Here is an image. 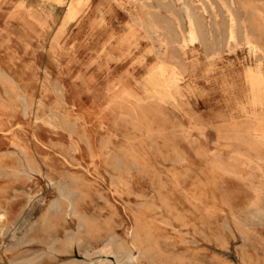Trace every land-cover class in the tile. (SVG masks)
<instances>
[{
  "label": "rangeland",
  "instance_id": "1",
  "mask_svg": "<svg viewBox=\"0 0 264 264\" xmlns=\"http://www.w3.org/2000/svg\"><path fill=\"white\" fill-rule=\"evenodd\" d=\"M187 1L162 76L136 0H0V264H264V0Z\"/></svg>",
  "mask_w": 264,
  "mask_h": 264
},
{
  "label": "bare ground",
  "instance_id": "2",
  "mask_svg": "<svg viewBox=\"0 0 264 264\" xmlns=\"http://www.w3.org/2000/svg\"><path fill=\"white\" fill-rule=\"evenodd\" d=\"M78 1H81V0H78ZM163 1H165V0H163ZM181 1H182V8H181L179 13L172 11V9L168 8V6H167L166 12L170 11V13H172L174 15V16L170 17L167 13L163 12L161 9L160 10H152L151 5L149 3H147L145 0H136V4L140 2L141 6L146 9L145 11L143 10L144 14L138 17L139 21L143 22L146 29L152 35L162 34L163 36H165L166 40L170 46V51L173 55L172 58L170 57L171 60H169L166 63L163 60L164 56L163 57L160 56V59L162 60V62L159 65V69H160V74L162 76L167 75L168 71H169V67L173 66V60L176 59L177 52L179 51V46L182 42H187V44H188V42L194 43V42L199 40V41H202V43L200 45H203V42H206L205 40H208L209 46H207V47L209 49L219 48V47H217V42H216V37H215L216 29L214 27H212L209 23L207 24L205 19L202 18L196 12L194 7H192L187 0H181ZM230 3H232V1ZM232 6L234 8V5H232ZM160 8H161V5H160ZM176 10H177V8H176ZM227 17H228L227 18V25L224 29L227 33V36L232 40L233 38L236 37V29L234 27L235 16L232 12L227 10ZM154 72H153V74H154ZM160 74H157V75L160 76ZM155 80H156V78H155ZM159 82H160V80H159ZM165 87H166V85H165ZM165 89H167V87ZM27 109L28 108L26 107L25 112H27ZM70 186H71V184L69 185L67 182L57 183L58 199H57L56 203L53 205L54 207L56 206L57 208H59L61 201H68V203L72 204V197L74 196V193H73V190L71 189ZM74 191H75V189H74ZM71 206H69L70 209H71Z\"/></svg>",
  "mask_w": 264,
  "mask_h": 264
}]
</instances>
